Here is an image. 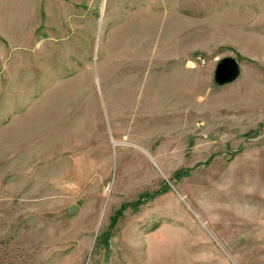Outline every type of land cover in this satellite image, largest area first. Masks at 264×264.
<instances>
[{"label": "rangeland", "instance_id": "374dc122", "mask_svg": "<svg viewBox=\"0 0 264 264\" xmlns=\"http://www.w3.org/2000/svg\"><path fill=\"white\" fill-rule=\"evenodd\" d=\"M0 264H264V0H0Z\"/></svg>", "mask_w": 264, "mask_h": 264}, {"label": "bare ground", "instance_id": "6f19581e", "mask_svg": "<svg viewBox=\"0 0 264 264\" xmlns=\"http://www.w3.org/2000/svg\"><path fill=\"white\" fill-rule=\"evenodd\" d=\"M146 82L147 83L143 85L144 90L147 89L146 87L149 88V90L147 89L148 93H151V91L156 90L157 94L160 95V97L163 99H159V101L157 99V100L149 103L146 110H142L139 113L138 112L133 113V116H130V117H134L137 121L142 120L143 123L140 126L138 125L139 128H137V129L141 134L150 137L158 130L159 127H162V130L165 132H169V130H170L169 124L166 122H168V120L171 116V114L169 113L171 101H170V99H169V101H166L164 97H166V95L170 93V91H171L170 89H172V88L170 86L171 85L170 82L167 79L162 80L160 83H157V82L155 83L152 80H149ZM126 83L128 84V82H126ZM147 92L144 94L148 95ZM138 95H142V93H140V91H139V88L128 91V93H126V95H125V97L127 99L122 104H127L128 102L133 101L134 99H136V97H138ZM157 102L158 103L161 102L162 111H163L162 116L152 115L151 110H152L153 106H155L157 104ZM138 122H140V121H138Z\"/></svg>", "mask_w": 264, "mask_h": 264}, {"label": "water", "instance_id": "95a60500", "mask_svg": "<svg viewBox=\"0 0 264 264\" xmlns=\"http://www.w3.org/2000/svg\"><path fill=\"white\" fill-rule=\"evenodd\" d=\"M240 75V65L234 58L222 59L217 65L215 82L218 85L233 83ZM74 211V210H73Z\"/></svg>", "mask_w": 264, "mask_h": 264}]
</instances>
